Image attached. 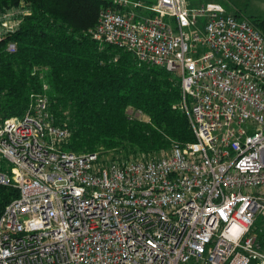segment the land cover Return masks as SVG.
<instances>
[{"label": "built area", "instance_id": "2783aa9c", "mask_svg": "<svg viewBox=\"0 0 264 264\" xmlns=\"http://www.w3.org/2000/svg\"><path fill=\"white\" fill-rule=\"evenodd\" d=\"M8 14L0 40L19 23ZM91 34L180 77L194 140L129 159L64 150L69 129L35 95L0 125V185L18 190L0 264H264L250 233L264 216V33L215 1L109 0Z\"/></svg>", "mask_w": 264, "mask_h": 264}, {"label": "trees", "instance_id": "16d2710c", "mask_svg": "<svg viewBox=\"0 0 264 264\" xmlns=\"http://www.w3.org/2000/svg\"><path fill=\"white\" fill-rule=\"evenodd\" d=\"M108 4L109 0H0V12L25 5L30 10L21 12L13 33L0 40V125L21 117L34 96L44 94L52 123L70 131L64 150L129 159L194 140L180 108V77L92 38L99 12ZM220 4L264 33V13ZM8 42L15 43V52L5 50ZM9 169L0 158V170ZM17 196L15 187L0 185V215ZM250 233L264 252V216L256 217Z\"/></svg>", "mask_w": 264, "mask_h": 264}, {"label": "rangeland", "instance_id": "374dc122", "mask_svg": "<svg viewBox=\"0 0 264 264\" xmlns=\"http://www.w3.org/2000/svg\"><path fill=\"white\" fill-rule=\"evenodd\" d=\"M211 1H209V0H189V3H191L190 5H198V4H202V3H206V2H211ZM216 1H220V3L222 2L223 4L226 5V7H228L229 9L231 8L232 10L244 9L246 11V9L244 8V5L246 4V2L247 3H251V5L253 3H255L257 5H260L261 7H264V0H216ZM25 7H26V5H25ZM16 9H18V8L12 7V8H8V10H6L7 12H9V14L7 16L8 20H9V24H7L8 27L10 26V24H13L12 21L15 20V18H18V15L16 17V13L14 12ZM263 12H264V10H263ZM0 15H1V12H0ZM200 21H201V24H202L203 21H204V19H200ZM1 27L2 26L0 25V29H1ZM13 31L2 32V37H5V35H8V34L10 35L11 33H13ZM134 114H136V113H134Z\"/></svg>", "mask_w": 264, "mask_h": 264}, {"label": "crops", "instance_id": "0c3cea01", "mask_svg": "<svg viewBox=\"0 0 264 264\" xmlns=\"http://www.w3.org/2000/svg\"><path fill=\"white\" fill-rule=\"evenodd\" d=\"M244 8L246 9L247 13H253V14H263V10H264V7H261L260 5H257L255 3H253L251 5V3H247L244 5ZM20 9V8H18Z\"/></svg>", "mask_w": 264, "mask_h": 264}]
</instances>
